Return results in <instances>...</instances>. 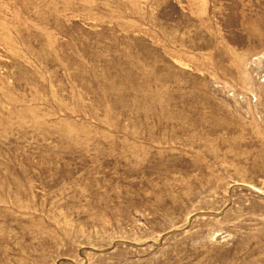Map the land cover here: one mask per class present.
I'll return each mask as SVG.
<instances>
[{
	"label": "rangeland",
	"instance_id": "374dc122",
	"mask_svg": "<svg viewBox=\"0 0 264 264\" xmlns=\"http://www.w3.org/2000/svg\"><path fill=\"white\" fill-rule=\"evenodd\" d=\"M0 264H264V0H0Z\"/></svg>",
	"mask_w": 264,
	"mask_h": 264
}]
</instances>
